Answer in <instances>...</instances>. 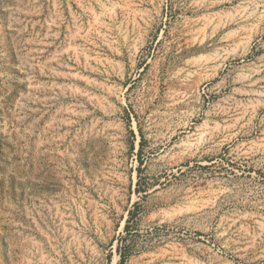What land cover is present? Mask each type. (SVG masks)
<instances>
[{"label":"rangeland","instance_id":"rangeland-1","mask_svg":"<svg viewBox=\"0 0 264 264\" xmlns=\"http://www.w3.org/2000/svg\"><path fill=\"white\" fill-rule=\"evenodd\" d=\"M0 264H264V0H0Z\"/></svg>","mask_w":264,"mask_h":264},{"label":"trees","instance_id":"trees-1","mask_svg":"<svg viewBox=\"0 0 264 264\" xmlns=\"http://www.w3.org/2000/svg\"><path fill=\"white\" fill-rule=\"evenodd\" d=\"M129 213L131 214V216L134 215V211L130 210ZM121 257H122V261H121L122 263L124 261L125 256L121 253Z\"/></svg>","mask_w":264,"mask_h":264}]
</instances>
